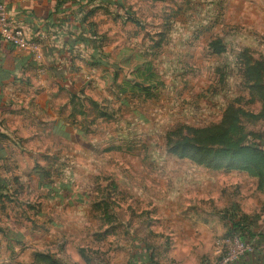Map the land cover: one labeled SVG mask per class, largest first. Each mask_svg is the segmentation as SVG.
<instances>
[{"label": "rangeland", "instance_id": "obj_1", "mask_svg": "<svg viewBox=\"0 0 264 264\" xmlns=\"http://www.w3.org/2000/svg\"><path fill=\"white\" fill-rule=\"evenodd\" d=\"M118 2L100 22L116 76L104 94L78 90L72 99L78 115L67 133L77 141L58 143L44 128L10 134L19 176L6 189V212L29 236L5 255L217 264L228 243L235 248L224 219L233 200L255 193L256 179L233 169L245 157L233 153L264 145V0Z\"/></svg>", "mask_w": 264, "mask_h": 264}, {"label": "crops", "instance_id": "obj_2", "mask_svg": "<svg viewBox=\"0 0 264 264\" xmlns=\"http://www.w3.org/2000/svg\"><path fill=\"white\" fill-rule=\"evenodd\" d=\"M115 2L118 0H0L17 25L40 46V60H34L0 38V179L10 192L11 182L19 176L14 172V157L8 152V146L13 145V129L44 128L58 143L76 142L77 136L67 133L70 122L78 115L72 99L80 94L78 90H85L87 95L91 91L104 94V82L116 76L105 60L103 35L109 34L100 26L102 19L107 20L120 9L113 5ZM118 69V75L123 76V70ZM24 118L25 121H14ZM37 139L29 138L31 144ZM236 172L241 175L239 179L252 177L256 181L253 196H238L233 200V209L250 218L259 214L260 219L253 230L258 237L251 244L252 250L232 264H264V179L259 181L246 171ZM8 204L12 203L0 200V226L7 241L0 249V264H38L40 253L24 263L14 260L17 254L13 259L5 255L6 251L13 255L17 243L24 249L21 243L29 236L23 219L8 216Z\"/></svg>", "mask_w": 264, "mask_h": 264}, {"label": "trees", "instance_id": "obj_3", "mask_svg": "<svg viewBox=\"0 0 264 264\" xmlns=\"http://www.w3.org/2000/svg\"><path fill=\"white\" fill-rule=\"evenodd\" d=\"M115 7H117L119 4L118 2H115L113 4ZM120 6V5H119ZM216 44H213L215 53H220L221 50L218 48H215ZM135 89H137L135 87ZM172 147L177 151L178 149L181 151V154H179V157H186L185 151V143L184 142H175L172 144ZM173 148L171 149V152L173 151ZM264 145L260 142L258 146L247 144V147L245 149L248 151L246 154H238L233 153L234 157H237V160L239 157H245V162L236 163L233 167L236 171H246L249 174L253 175L254 177H257L259 181H262L264 179V151H263ZM178 155V154H177ZM241 160V159H240ZM262 161L258 164V162ZM5 185L3 180L0 179V200L6 199L5 194ZM224 219L228 220L229 223V231L233 233L234 237H237V239L242 243H248L252 244L253 240L258 237L254 233L253 230L258 228L259 223V214L254 215L253 217H246L244 215H239L236 213L235 209H233V212H228ZM140 250V248H138ZM37 258L46 259L43 255H37ZM35 264V263H32ZM149 264H152V261H149Z\"/></svg>", "mask_w": 264, "mask_h": 264}, {"label": "built area", "instance_id": "obj_4", "mask_svg": "<svg viewBox=\"0 0 264 264\" xmlns=\"http://www.w3.org/2000/svg\"><path fill=\"white\" fill-rule=\"evenodd\" d=\"M0 38L11 44L16 50L30 55L34 60H40L39 43L26 35L3 3H0ZM233 239L235 248L233 250L228 248L229 243L226 240V243H228L226 250L217 264H230L252 250L251 244L242 243L237 237H233Z\"/></svg>", "mask_w": 264, "mask_h": 264}]
</instances>
